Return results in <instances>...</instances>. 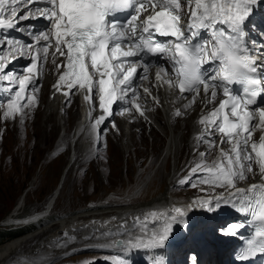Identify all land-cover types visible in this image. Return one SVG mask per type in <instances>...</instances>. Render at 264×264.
Masks as SVG:
<instances>
[{
  "label": "snow or ice",
  "instance_id": "1",
  "mask_svg": "<svg viewBox=\"0 0 264 264\" xmlns=\"http://www.w3.org/2000/svg\"><path fill=\"white\" fill-rule=\"evenodd\" d=\"M260 2L45 0L43 7L35 8L38 15H22L16 10L19 4L28 5L22 12H31L36 0H0V29H12L20 19L42 18L48 22L47 28L32 34L34 40L30 44L18 47L19 41L14 44L9 37L0 38V85H6L9 92L16 89L14 98L4 102L5 119L23 117L27 115L25 109L37 106L35 95L27 93L38 91L32 84L39 79L40 64L47 59L50 48H54V54L65 57L64 63L56 65L58 71L64 69L54 85L57 92L70 96L74 94L73 89H83L88 93L85 99L90 102L98 92L101 115L95 118L90 129L97 146L99 137L104 134L100 126L107 119L105 114L118 99L128 100L129 107L144 116L141 105L133 103L140 99L134 81L147 79L151 56L167 57L176 77L175 81L168 79L166 69L158 68L157 85L167 84L185 99L187 94H192L182 106L183 110H174L176 117H183L193 106L201 96V88L208 104L215 103L218 90L222 91L225 99L198 120L202 130L196 140L198 143L207 141L209 151L199 153L200 160L190 167L189 175L177 181L181 186L198 187L204 196L194 197L187 205L151 209L135 216L131 229L138 230L139 234L128 229L127 221L119 226L127 233L126 239L117 243L130 251L152 250L153 264H165L155 250L165 248L177 225L188 230L190 212L201 210L212 214L225 205L258 225L254 235L259 242L252 240L243 258L250 254L264 255V135L259 142L252 139L258 128L264 131V106L249 107L258 96H264V39L257 42L247 38L249 27L256 29L253 16ZM185 14L186 27L180 23ZM157 36L172 39L160 41ZM25 49L31 54L30 66L25 69L27 74L10 77L6 71L10 63L8 57L18 58L17 54ZM6 50L7 56L4 55ZM131 57H139V60H130ZM205 64L209 67L204 68ZM141 69L144 75H140ZM233 83L243 85L242 97L230 88ZM143 94L159 105L158 98L152 97L148 88L143 89ZM257 118L258 123L254 124ZM213 133L218 134L219 145ZM224 144L228 145L227 149L221 147ZM212 148H218V156L208 163L204 158ZM253 165H256L260 182L239 187L240 182L257 174ZM193 176L196 182H191ZM217 189L222 191L217 192ZM239 227L226 225L216 231L220 235H234ZM192 264H198L194 256Z\"/></svg>",
  "mask_w": 264,
  "mask_h": 264
},
{
  "label": "bare ground",
  "instance_id": "2",
  "mask_svg": "<svg viewBox=\"0 0 264 264\" xmlns=\"http://www.w3.org/2000/svg\"><path fill=\"white\" fill-rule=\"evenodd\" d=\"M181 3H186V0L183 1L181 0ZM262 6H264V0H261V2L259 3L258 17L253 19L256 24V29L253 30L251 29V27H249L248 33L258 36L260 35L261 37H264V35H262L264 34V23L261 21V19L264 20V14L262 15L260 14V9ZM35 8H36V3L33 6L31 12H27V11L22 12V9L25 10L28 9V5L19 4L16 10L17 12H21L22 15H30V14L38 15V13L35 12ZM27 21L28 19H20L18 24H16L15 26L17 27V29L18 28L21 29V34H22V35L20 34L19 39H15V38L12 39L14 44L16 41H19V45H17L18 47L22 45L30 44L34 40L33 35L29 36L30 33L27 34V29L30 30V26L28 27ZM43 23L45 24V20L40 22L38 25H41ZM15 27L12 29H7L2 33L9 36L15 35L16 33ZM47 27L48 26H44V28L39 29L38 31L35 32L36 26L33 25L31 28V34L39 33L41 30ZM261 40L262 39H260L258 42H260ZM24 52L25 55H23L22 58H21L22 56L21 53H18L17 54L18 58L15 59H13L11 56L8 57L10 60L8 66L14 71V73L12 74H16V75L27 74L25 69L26 66H30L31 54L28 53L26 49L23 51V53ZM4 55L6 56L8 55L7 50L5 51ZM59 60H61L59 64L63 63V56H60L59 53L54 54V48H50L47 55V59L44 60L39 67L38 76L39 77L41 75L43 76L42 85L40 88H38L39 90L36 94L33 93V95H35L37 100V106H35L32 110H28L29 114H31V118L29 119L28 124L26 126L27 138L25 139V141L28 146L27 147L28 151H26L28 153H26V156H29L30 159L33 155V151L31 152L30 150H35V148L39 143H42L45 149L52 146V137L53 135H55V125H58L59 127L64 126L65 129H68L70 127L74 118V115H72V113L73 111H75V109L77 110V114H78V122L75 125L76 132H74L75 140L73 144L76 143L77 135L80 138V136H82L84 133L85 134L84 137L81 140L78 139V144H80V148L86 151L84 157L88 156L94 149L97 150V146L96 148L95 145L92 146V143L94 142V138L90 133V129H91V124L92 122H94L95 118L101 115L98 92L97 94L94 95L95 110L92 116L90 117V123L86 125L85 129L82 132H79V130L83 129V127L85 126L81 122L83 112H81L80 110L82 109L84 102L90 103V101L85 99V96L88 95V93H86L83 89H79V90L73 89L72 91L74 92L75 96L74 94L70 96H65L61 92L56 91L54 85H56L58 82L57 73L60 71V69L58 71L56 65L58 64ZM157 70L158 69L156 68L149 67L146 80L138 79L134 81V83L137 85L136 90H138L139 92L140 99L138 101H134L133 103L138 102L141 105L142 110L144 111V116H140L133 109H131L129 107L130 102L128 100L118 99L116 102H114L115 107L122 106V111H119L118 115L119 117H123V119L128 120L127 122H129L130 125L129 129L127 128V130L125 129V131H123L120 123H118L117 121V126L121 129L120 135L119 134L117 135L116 132H114L112 133L113 137L110 140L109 138L105 137L106 135L105 133L101 135L99 137L101 140L100 142H102V145L104 144V146H106V148L109 149V152L105 153L101 150H97L96 151L97 155L95 158L103 159V161H105L104 166H106V164L110 162L109 159H119L121 155L124 158H126V161H128V157L130 156V153L131 154L133 153L135 157L137 156L140 157L139 155L140 151L138 147H139V143H141V140L144 138L145 133H143L142 131L143 129L147 131V127H148L149 128L148 131L152 134V136L154 135L153 144L158 143L159 134L153 127L152 119H151L156 116L155 119H157L160 123H162L164 127L168 129L166 141L163 146L161 161H164V165L167 169V172L169 166L172 165L170 173H168V175L166 174L167 178L170 177V181L166 182L164 188L161 191H159L157 194L149 198L148 200L145 201L131 200V202H129L126 199H122L121 201H119V205L101 207V208H91L84 212L75 213L72 216L70 215L71 218L69 219H60L58 220V223L56 222V224L52 226L50 225L46 228L42 227L43 229L40 231L39 230L34 232L28 231L29 233L25 232L26 234L19 235V237L16 236V238L10 239L9 241L6 239L7 240L6 242L3 243L0 242L1 243L0 261L10 258V256L16 251H18V249H20L24 243L30 242V240L36 238L42 233H45L46 231H48L49 239L46 242L45 248H40L37 246L38 248H35L33 251H31V253L33 255H35L34 253H36V255H48V253L51 252V249L53 248L52 252L55 253L56 254L55 256L57 257V254L59 252L56 250V248L53 245L56 241L62 238V228H67L73 232H77L80 229H83L85 226L91 225L93 228H98V227L100 229L106 228L107 232L111 233V230H108V228L112 227L114 229H121L118 226H120L122 221H127L128 229H131L133 218L135 216L140 215L142 213H146L151 209H163L170 206V203L172 202L170 198L172 197V190L169 191L170 183L174 182L177 179L180 170L182 171V169H188L190 165L192 166L195 162L200 160V157L198 159H195L196 156H199L198 153L209 151L208 143H206L207 141L204 142L205 147L204 146L202 147L199 145V143L196 140L197 133L201 132L202 130V126L198 124V120L202 115L207 114L214 107H216L219 104V101L222 100V96L220 94V91L218 90V95L215 103L208 104L207 100L203 97V89L201 88V96L196 99V102L193 104V106L187 109L183 117H176L173 114L174 110L176 108H181L183 110L182 106L188 103V100L191 99L192 94H187V99H185L182 98L178 92L174 91L172 88H169L167 84L157 85V82L155 80V74ZM9 73H11V71ZM12 74L11 75L9 74L10 77L12 76ZM140 75H144L142 69L140 70ZM168 79H171V76L169 74H168ZM47 84L49 86L48 91L44 95L43 86H46ZM144 88L149 89L152 97L158 98L159 105L152 102L150 98L144 97L143 94ZM15 90H16L15 88L12 89L13 97ZM74 98L76 99V102L74 101V103L73 102H71L72 104L70 103L71 108L70 110H68V115H66L65 105L69 104L70 99L74 100ZM114 106L112 105V107ZM260 106H264V101L262 103H259L258 106L252 109H257ZM112 112H110V114ZM63 114L65 115V118ZM110 114L107 113L105 115L108 117L110 116ZM253 123L254 124L258 123V118L257 120L253 121ZM172 126H174L175 129L172 128ZM168 127H170V129ZM138 130H140V133L138 136H136V131ZM261 135H264V131L258 128L254 132L252 139L259 142ZM214 136H216V142L219 145L218 134L213 133V137ZM65 138L66 136L64 135L59 138L57 145L55 146L56 149L60 148L62 144L63 145L66 144ZM221 147L227 149L228 145L224 144L221 145ZM187 148L192 150L191 157L187 163L189 167H184L180 169V167H182L184 163L185 150ZM202 148L203 151H201ZM194 149H197L195 153L193 151ZM29 152L32 154H29ZM79 155L82 156V154ZM208 155L211 156L212 158H210L209 160H207L206 158L204 159L208 163H211L218 156V148H212ZM192 157L195 158L193 159ZM253 169L254 171H257L256 165H253ZM156 175H157V180H161L163 177V172L160 173V171L157 170ZM257 182H260V176L258 174V171L255 176L250 175L249 180L240 182L238 186L244 187L245 185L257 183ZM219 191L222 190L217 189V192ZM47 205L48 204H45L40 210H36L37 213L34 214L36 215L35 217L42 215L43 211L47 208ZM26 216H27L26 217L27 220L29 215L26 214ZM210 216L211 214H208L201 210H197L195 211V216L189 215V225L192 227V230L194 231L202 229L203 232L211 233V235H213L214 237V240L212 241L214 242L218 241L220 243V247H222L220 254L213 253L215 250H211L210 252H208L210 254L207 255L206 261L211 264H225L224 262H221L220 259L224 258V252H225L224 248L227 247L228 243L234 239L233 238L234 236L218 234L216 230L218 228L224 227V225H221L222 222L216 223L215 221L211 220ZM63 218H65V216ZM176 228L180 229L181 231H184V229L179 225H177ZM158 250L160 249H157L155 251ZM186 253L188 255L189 261L186 262L187 261L186 260L185 262L182 263L180 262V263L192 264V257L196 255L195 249L192 246H189L187 248Z\"/></svg>",
  "mask_w": 264,
  "mask_h": 264
},
{
  "label": "rangeland",
  "instance_id": "3",
  "mask_svg": "<svg viewBox=\"0 0 264 264\" xmlns=\"http://www.w3.org/2000/svg\"><path fill=\"white\" fill-rule=\"evenodd\" d=\"M185 11H187L186 7ZM43 20L44 19L42 18L28 19L27 24L28 27L30 26V30L27 29V34L30 33L29 36H32L31 28L33 25L36 26L35 32L44 28V23L38 25ZM261 21L264 23V20L261 19ZM16 29L17 27H15V35L9 36L1 32L0 38L6 36L11 37V39H19L21 29ZM23 55H25V52L22 53L21 58ZM59 62H61V60L58 61V64ZM6 71H11V73H9L10 75L14 73L13 69L10 67ZM42 80L43 76L41 75L39 79L33 82L32 87L40 88L42 85ZM48 84L43 86L44 95L48 91ZM37 92H35V94ZM27 94L33 95V93ZM74 101L76 102L75 98L74 100L70 99L69 104H67L68 106H65L66 115H68V110L71 108L70 103H74ZM91 103H93V106H95L94 95L92 97ZM5 106V103L0 105V227L2 228L12 226V223L5 221L8 216L12 217L15 212L22 211L21 213H24V210L26 209L25 207H30V209L40 207V204L47 197L48 199L45 202L46 204L49 203V198L53 196L54 206L51 212H57L58 214L60 213V215L57 216V218H55L53 221H46L37 227L43 226V228H46L50 225L52 226L56 224V222L58 223V220L60 219H69L71 218L70 215L72 216L75 213H81L91 208L119 205V201L122 199H126L129 202H131V200H148L161 191L164 188L166 182L170 181V177L167 178L166 174L168 175V173H170L172 165H170L169 168L167 167V172L164 161H161L163 146L166 141L168 129L164 127L157 119H155L156 116L151 119L153 127L159 134L158 143L153 144L154 135L152 136V134L148 131L149 128L147 127V131L144 129L142 130L143 133H145L144 138L141 140V143H139V147L137 146L140 151V157H135L133 153H130L128 161H126V158L121 155L119 159H109L110 162L104 166L105 161H103V159L95 158L97 155V150H101L105 153L109 152V149H107L106 146H104V144L102 145V142H100V138L99 146H97L95 139L92 143V146L95 145V148L97 146V150L94 149L88 156L85 157L84 154L86 151L80 148V144H78V135L76 138V143H71L72 138L75 136L74 132H76L75 125L78 122V114L76 109L72 113L74 118L70 125L71 129L70 127L68 130L65 129L64 126L59 127L58 125H55V135L52 137V146L45 149L43 144L39 143L40 145L38 144L35 150H30L31 152L33 151V155L30 159L29 156H26V153H28L26 152L28 151V146L25 139L27 138L26 126L29 119L31 118V114H29L28 109H25L27 115L23 117L17 115L15 119H5L2 115L6 110ZM111 109L113 112L110 111L112 113H109L110 116H108L100 126V128H102L106 134L105 137L109 138V140L113 137L112 133L114 132H116L117 135H120L121 129L117 126V121L120 123L123 131H125V129L127 130V128L129 129L130 126L129 122H127L128 120H125L123 117H119L118 115V112L122 111V106H114ZM63 116L65 118L64 114ZM109 121H111V123ZM113 124L115 125L114 128ZM168 128L170 129V127ZM172 128H174V126H172ZM84 129L85 128L83 127V129H80L79 132H82ZM139 133L140 130L136 131V136H138ZM63 135L66 136V144H62L60 148L57 146L58 149H56L55 146L57 145L59 138ZM213 139H216V136H214ZM199 145L205 147L204 142L199 143ZM191 151L192 150L189 148L185 150V160L180 169L189 167L187 163L191 157ZM201 151H203V148ZM29 154L32 153L29 152ZM79 154H82V156ZM199 157L200 156H196V158H192L198 159ZM205 158L209 160L212 157L206 155ZM190 167L188 169H182V171L180 170L177 179L170 183L169 191L172 190V197H170L172 204L170 203V206L187 205L194 197L204 196V193H202L198 187L193 188L189 187L187 184L182 186L177 184L178 180L189 175ZM157 170H159L160 173L163 172V177L161 180H157ZM191 182H196L195 176L192 177ZM200 187H203V185ZM36 213L37 211L28 214L29 216L27 220L34 219L36 216L34 214ZM189 215L195 216V211L190 212ZM63 216H65V218H63ZM115 230H117L116 234L118 233L116 237L118 236L119 238H122L127 233L125 228ZM122 233L124 235H122ZM42 234L30 240V242L24 243L21 248L18 249V251L10 256V258L20 262L18 261L20 256H22L21 258H23L25 255V257L35 256L36 253L33 255L31 251L38 247L45 248L46 242L49 239L48 231ZM115 241L116 239H114V237H109L105 242L108 246H114ZM196 241L197 243H200L199 239H196ZM87 243L91 242H80L79 244L75 243V245H70L71 247H79L78 249L76 248L67 254H64V251L67 249V247L64 246L63 248H56V250L59 252L58 254L60 255L59 256L57 254V257L55 256L56 254L52 252V248L51 252H49L46 257L37 262L46 261L52 257L58 259L54 262L55 264H63L66 260L71 262L85 260L89 258V256H93V252H99L89 248ZM184 257L187 260L186 262H188L189 259L187 253L184 255ZM223 260L224 258L220 259L221 262H223ZM202 264L211 263L204 260Z\"/></svg>",
  "mask_w": 264,
  "mask_h": 264
},
{
  "label": "trees",
  "instance_id": "4",
  "mask_svg": "<svg viewBox=\"0 0 264 264\" xmlns=\"http://www.w3.org/2000/svg\"><path fill=\"white\" fill-rule=\"evenodd\" d=\"M47 199H48V197L45 198V200L40 204L41 205L40 207H35L33 209H30V207H25L26 209L24 211L25 212H29L27 214H30V213H32V212H34L36 210H40L41 207L45 204V202H46ZM59 215H60V213L58 214L57 212H52L50 214V216L47 217V218H45L43 221L49 220L51 218H56ZM40 222H42V221H40ZM40 222L32 223V224H28V225H24L23 227H18V228H6V227L2 228V227H0V242L2 243L4 241H6V239L9 240V239H12V238H14L16 236H19V235L25 233V232H23V233H21V232L24 231V230H26V229H29V228H32V227L38 225ZM26 232H28V231H26ZM19 233H21V234H19Z\"/></svg>",
  "mask_w": 264,
  "mask_h": 264
}]
</instances>
